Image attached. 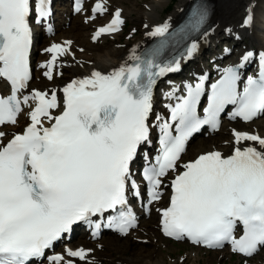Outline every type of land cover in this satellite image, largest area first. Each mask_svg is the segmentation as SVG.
<instances>
[{
	"label": "snow or ice",
	"instance_id": "obj_1",
	"mask_svg": "<svg viewBox=\"0 0 264 264\" xmlns=\"http://www.w3.org/2000/svg\"><path fill=\"white\" fill-rule=\"evenodd\" d=\"M81 10L77 0L76 11ZM94 11H106L97 3ZM40 18L49 15L47 0H39ZM31 0H0V78L11 85V94L0 96V127L16 124L22 105L33 101L30 123L21 133L4 142L0 131V264H32L45 256L79 222L101 228L107 213V227L127 235L136 226L128 207V192L135 189L131 164L138 149L149 141L153 87L157 79L180 68V60L158 62L166 41L145 56L133 55L132 64L111 72L98 70L72 80L62 89V101L53 92L33 91L18 95L29 86V50L32 45ZM207 17L200 8L191 24L198 29ZM252 16L245 20L251 24ZM121 11L107 26L100 27L93 40L120 30ZM167 23L155 27L152 36L165 37ZM70 41L52 44L46 51L51 60L42 65L52 79L58 56L68 54ZM193 42L187 57L197 51ZM242 63L223 69L210 86L203 115L198 111L205 93L204 80L187 86V95L170 105V121L160 125V153L156 164L144 171L150 201L159 200L163 178L174 173L169 205L161 211L165 236L187 239L207 248L231 245L234 253L251 257L264 247V137L233 130L234 142H253L234 148L231 155L208 151L182 165L178 162L189 138L205 125L220 126L221 114L233 106L232 118L251 121L264 114V53L258 77L249 76L240 86ZM170 93L169 95H173ZM58 115L52 110L61 108ZM159 119V118H158ZM173 125L176 134H172ZM258 145V147L256 146ZM242 234L237 236V230ZM90 250L66 249L53 255L50 264H74L65 255L86 261Z\"/></svg>",
	"mask_w": 264,
	"mask_h": 264
},
{
	"label": "bare ground",
	"instance_id": "obj_2",
	"mask_svg": "<svg viewBox=\"0 0 264 264\" xmlns=\"http://www.w3.org/2000/svg\"><path fill=\"white\" fill-rule=\"evenodd\" d=\"M191 1L193 0H186L183 3H180L177 10L173 14H171L166 19L160 20L158 10L164 12L165 10L163 8L166 6L165 5L166 2L165 0H152L148 5L149 8L147 11L136 13V19L139 20V22L142 24L140 27L142 31L141 37H139L137 39V42L132 44L131 46L126 45L121 49H115V48H111L110 46H105V47L95 46L96 44L99 43L98 41L96 43V40L100 39L99 41L101 42L102 40H105L106 38L109 37H99L98 39L93 40V35L95 34V30L97 28L107 26L111 22V20L114 18V13L117 10H120L122 13L121 8H123L124 14L126 12L129 15L131 14L129 9L124 7L125 6L124 0H87V3L90 6L88 11V16L91 17L92 19L96 17L95 18L96 23L99 21L98 19L99 16L96 14L92 15L90 12V9L93 6V4L104 3V6L106 8V11H104V13L109 11V8H111V6L115 7L112 8L113 10H110L111 17L106 18L105 15L104 18L102 19L104 20L103 23L98 24L99 26H97L95 29H92L91 33H90V27L92 26V24L85 22V24L83 25V24H79V21L77 19L70 20L71 15L69 14V11L72 15H77V13L72 11L71 2L69 0H56V3L54 4V8H53V20L50 22L51 26H53V30L50 33H46L44 28L41 27L40 25L34 28L35 29L34 31L36 32V41L31 47L32 49L31 59H33L34 53L38 55V58L35 63L33 62L31 63L30 67L32 73H31V79L29 81V86L27 89H24L20 93V97L22 98L24 95L30 96L33 93V91L47 92L50 95L51 90L55 89L57 91L56 95L58 100L62 101L63 98L62 89L66 86V84H68L72 80L88 77L90 76L91 72L94 70L108 73L111 72L113 69L119 68L121 65L127 64L131 60V57L134 54H136L144 45H146L154 37L150 35V33L155 29V27L167 23L170 28V26L180 16L182 9H184ZM205 1L210 5V16L207 21L208 30L198 38L194 39V42L198 45V48L197 51L192 55L193 56L191 57L192 59L185 58L180 61L182 71L186 70V72L191 73L190 79H193L195 74H202V73L205 74L206 70L204 65L202 64L203 63L202 61L204 60L203 58L204 54L210 52V50H213L217 46V43L214 42V39L216 37H219L220 35H226V34L229 35L230 32H234V34L240 36L239 38L234 37L235 42L233 48L236 49L235 51L236 53L227 56L224 59V66L228 65L229 62L232 63L237 62L238 64H241L242 57L248 52H252L253 56L254 55L256 56V54L260 52H264V0H205ZM249 14L252 16V22L251 24H245V20L249 16ZM238 20L241 21L239 28H237ZM61 22L64 25H62ZM56 26H57V31H56ZM227 30H229V33H227ZM244 32H246V34H244ZM88 35H89V39L87 38ZM114 35L111 37H114ZM241 36L249 40V44L247 46H243V47L240 46L241 44L240 41L242 40ZM66 41L71 42L70 50L68 54L63 56H58L57 61L59 63V66L65 71L64 76L66 77L69 76V79L63 82L61 86L56 87L54 85L53 87L52 83L41 81L42 78L46 77L48 79V77L44 74L47 70L41 69L42 66H40V64H47L48 59L52 57V53L46 51L47 48L51 47L52 44L64 45L65 44L64 42ZM237 42H239L240 44H238ZM235 43H237V45L239 46L238 48L235 47ZM41 46L43 47L40 49ZM76 50L81 51L82 53L80 55H76L75 54ZM226 52L227 49H225V54ZM69 54H71L72 56L69 57ZM250 62L251 61L243 62V65L244 66L252 65V63ZM216 63L217 61L215 59L213 65ZM54 74H55V66L53 67L52 76ZM186 79L187 77H183L181 73H179L174 75L172 78L166 80L169 84L165 83L166 82L165 81L159 85L153 99L156 100L158 98H161L162 103L164 105H161V107L159 108L154 107L152 109L150 126L154 125V123L155 125H159V121L156 120V117H161L165 115V109L168 106L172 105L173 97L179 92V90L182 87L183 81ZM50 85H52V87L48 88ZM48 89H50L49 92L47 91ZM170 93H174V94L169 95ZM33 104L34 102L30 100L29 105H23V110L19 115V117L17 118L19 125L14 127L4 126L0 128V131H3L6 134L3 140L6 137L9 138L10 132L14 130L16 127L22 126L23 128L24 126H27L30 123L29 112L31 110L30 106ZM61 111H62V106L61 108H57L53 112V115H58L60 114ZM228 119L229 118H224V124L222 127L223 129L220 128L221 130H224V126H225L226 130L228 129L230 130L228 137L224 140L225 141L224 145L222 144V141H219L217 137L215 138L211 136L205 137L204 135L205 131H203V133H201L200 136H198L197 142L196 144H194L192 149L195 152V156L213 150L220 151L225 156H228L233 153L235 147L237 146L246 147L253 143V142L245 141L242 142L241 145H236L234 142V135L231 133L232 129L238 132H246L249 134H256L264 137V120H259L256 124H254V126L250 130V128L246 129V125H239V124L231 125L230 123H227ZM253 122H256V120L251 121L249 124L252 125ZM221 130L219 131L221 132ZM209 137L213 139H208ZM195 138L196 137L193 136V138L189 140L188 143H191ZM256 146L258 147V145ZM188 147L186 148L185 153L187 152ZM195 156L192 159L188 158L189 160L187 159L186 156H184V158L182 156L181 160L178 163L180 165H183L186 162L194 160ZM167 197H168V193H166L162 197V199L165 200ZM138 215L139 218L136 219V227L134 230L136 231L138 229L141 220L142 224L140 226V231L138 233H137L138 230L136 231V233L139 235L138 237H140L142 233H145L161 241L165 239L160 232L161 221L159 219V214L157 215L158 220L156 222L157 223L156 230L153 228L152 222L147 221L145 219L146 217L145 212L142 209H138ZM131 233L132 232L130 231L129 234ZM101 234L102 233H100L99 235ZM90 236H94V235H91L89 231H86L83 228L76 230L73 238H71L68 242L65 241L63 245L58 249L57 254H65L66 249L75 250L80 248L83 249L87 248L85 244L87 243L92 244L91 243L92 240H90ZM73 242L74 243L76 242L75 247L73 246ZM88 248L85 250H88ZM196 249L197 251L202 250L200 248H196ZM221 251L229 253V250L225 248H223ZM214 252H220V251L215 250ZM97 257L99 258L101 256L97 255ZM136 259H139L141 261V264H162L159 261H157L155 254L153 252L148 254L140 253L136 256ZM65 260L76 261L78 259L71 258L65 255ZM42 264H50V262L44 261Z\"/></svg>",
	"mask_w": 264,
	"mask_h": 264
},
{
	"label": "rangeland",
	"instance_id": "obj_3",
	"mask_svg": "<svg viewBox=\"0 0 264 264\" xmlns=\"http://www.w3.org/2000/svg\"><path fill=\"white\" fill-rule=\"evenodd\" d=\"M151 1L152 0H124V3H125L124 7L128 8L131 14L129 15L127 14V12L124 14V10L123 8H121L122 9L121 17L124 20V23L120 25V31L117 33V35H114V37L109 36V38H106L105 40H102L101 42L99 41L100 39L96 40V43L97 41L99 43L98 44L95 43L96 44L95 46L97 47L98 46H101V47L110 46L111 48L121 49L126 45L131 46L132 44L136 43L137 39L141 37L142 35L141 34L142 31L140 28L142 24L139 22V20L136 19V13L147 11L149 8L148 5ZM185 1L186 0H165L166 6L163 8L165 11L163 12V11L158 10L160 20L166 19L171 14H173L177 10L180 3H183ZM172 2L174 3L172 4ZM171 4L173 5L172 9L170 11H167V8ZM89 7L90 6L87 3H85V9L82 11L83 13L72 15L69 11V14L71 15L70 20L77 19L79 21V24L84 25L85 22L92 24V26L90 27V33H91L92 29H95L97 26H99L98 24L103 23L104 20L102 19L104 18L105 15H106L105 16L106 18L111 17L110 10H113L112 8H115V7L111 6V8H109V11H107L106 13L103 12L102 14L98 15L99 21L97 23L95 22L96 19H92L91 17L88 16ZM90 18L93 21L91 20L89 21ZM237 22H238L237 28H239L241 21L238 20ZM61 24L64 25L62 22ZM56 31H57V26H56ZM227 33H229V30H227ZM244 34H246V32H244ZM89 35L87 36L88 39H89ZM243 36H241L242 38V40L240 41L241 44L237 42L242 47L247 46L249 44V40ZM234 37L239 38L240 36L234 34V32H230L229 35L228 34L220 35L219 37H216L214 39V42L217 43V46L213 50H210V52L205 53L204 57L202 56L204 58V60L202 61L203 62L202 64L204 65L206 71L210 72L211 70L210 65L213 59L214 60L218 59V62L223 63L224 59L227 56H230L236 53L235 52L236 49L233 48L234 42H235ZM58 43H61V42H58ZM237 43H235L236 48L239 47ZM43 46H41L40 49ZM225 49H227L226 54H225ZM81 53H82L81 51H77V50L75 52L76 55H80ZM72 55L69 54V57ZM37 58H38V55L34 53L33 59L35 61L33 60L34 61L33 63L36 62ZM216 64H219V63H216ZM41 69H44V68H41ZM64 72L65 71L59 66L58 61H56L55 74L53 75V78L50 81H48L47 78L44 77L41 79V81L52 83L53 87L54 85L56 87H59L63 84V82L69 79V76L68 77L64 76L65 75ZM180 73L181 75H183V77H187L188 75V72H186V70H183ZM50 87H52V85H50L48 88ZM49 90L50 89H48L47 91L49 92ZM259 120H262V117L257 119L256 122H253L252 125L251 124L246 125V129L250 128L251 130L254 124H256ZM230 124L234 125L233 123H230ZM229 133H230V130L229 129L226 130L224 126V130H221V132L219 131L216 135H213L211 137L213 138L217 137L219 141H222V144L224 145V142H225L224 140L228 137ZM211 137H209L208 139H213ZM197 139H198V136L195 139H193V141L189 144L187 152L183 154V158L184 156H186L187 159L188 158L192 159L195 156V152L192 149H193L194 144H196ZM155 205H157V207L161 206L159 205V203H155L153 207L150 206L149 214L145 215L146 216L145 219L147 221L152 222L153 228L156 230L157 229L156 222L158 220V216H157L158 214L156 213L157 208L155 207ZM141 224L142 222L140 220V225L137 229L138 231L136 230L137 233L140 231ZM136 231H131L132 233L127 235L126 237H119L113 234L103 233L99 239L91 241L92 244H88V243L85 244L87 248L91 247V248H88V250H90L91 252L89 253L87 257V260L81 261L78 259L74 261L75 264H141V261L139 259H136V256L140 253L148 254L152 252L155 254L157 261H159L162 264H264V248H261V250H259V252H257L255 256L244 259L234 254H231L230 251L229 253L223 252L221 250H217L220 252H214V251L209 252L205 250L197 251L195 247L189 246L186 243L171 242L165 239L161 241L145 233H142L140 237H138L139 235L136 233ZM75 244L76 242L75 243L73 242L74 247H75ZM97 255H100L101 257L98 258Z\"/></svg>",
	"mask_w": 264,
	"mask_h": 264
},
{
	"label": "trees",
	"instance_id": "obj_4",
	"mask_svg": "<svg viewBox=\"0 0 264 264\" xmlns=\"http://www.w3.org/2000/svg\"><path fill=\"white\" fill-rule=\"evenodd\" d=\"M173 3H174V2H172V4H173ZM172 4L167 8V11H170V10L172 9V6H173Z\"/></svg>",
	"mask_w": 264,
	"mask_h": 264
}]
</instances>
